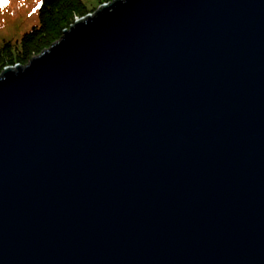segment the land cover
Masks as SVG:
<instances>
[{"label": "water", "instance_id": "water-1", "mask_svg": "<svg viewBox=\"0 0 264 264\" xmlns=\"http://www.w3.org/2000/svg\"><path fill=\"white\" fill-rule=\"evenodd\" d=\"M0 74V264H264V0H114Z\"/></svg>", "mask_w": 264, "mask_h": 264}, {"label": "trees", "instance_id": "trees-1", "mask_svg": "<svg viewBox=\"0 0 264 264\" xmlns=\"http://www.w3.org/2000/svg\"><path fill=\"white\" fill-rule=\"evenodd\" d=\"M22 0H0V74L6 68L26 66L36 56L49 49L69 30L78 18L94 14L88 0L26 1L18 9H11ZM96 4L114 0H95Z\"/></svg>", "mask_w": 264, "mask_h": 264}, {"label": "rangeland", "instance_id": "rangeland-1", "mask_svg": "<svg viewBox=\"0 0 264 264\" xmlns=\"http://www.w3.org/2000/svg\"><path fill=\"white\" fill-rule=\"evenodd\" d=\"M30 1V4H33V2H35L34 0H28ZM88 5H90V7H96L97 5L99 4H96V1L95 0H88L86 1ZM26 4V1H20L19 4L17 3L15 6L13 5H10L11 9H18L20 6L22 7V5H25ZM79 19V18H78Z\"/></svg>", "mask_w": 264, "mask_h": 264}, {"label": "snow or ice", "instance_id": "snow-or-ice-1", "mask_svg": "<svg viewBox=\"0 0 264 264\" xmlns=\"http://www.w3.org/2000/svg\"><path fill=\"white\" fill-rule=\"evenodd\" d=\"M5 3H7V0H4Z\"/></svg>", "mask_w": 264, "mask_h": 264}]
</instances>
